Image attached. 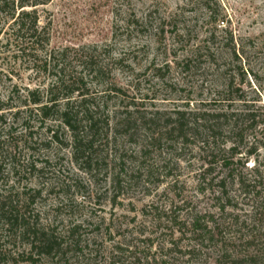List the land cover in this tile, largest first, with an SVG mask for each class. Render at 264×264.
I'll return each instance as SVG.
<instances>
[{
    "label": "rangeland",
    "instance_id": "1",
    "mask_svg": "<svg viewBox=\"0 0 264 264\" xmlns=\"http://www.w3.org/2000/svg\"><path fill=\"white\" fill-rule=\"evenodd\" d=\"M201 1L52 0L37 8L39 25L50 31L51 50L85 49L95 54L103 75L97 81L85 79L91 96L101 98L111 85L124 95L119 100H97L100 111L109 115L111 127L109 140L100 143L98 166L92 174L75 165L65 147L69 135L56 125L52 130L60 132L62 143L33 153L38 166L46 167L44 173L10 177L16 186H0L2 194H9L12 187L13 195L41 191L28 214L39 228L54 232L66 253L36 264H139L138 259L146 264L145 257L169 264H216L217 238L194 233L189 227L197 217L206 218L213 228L216 222L227 238H236L232 243L242 250L244 241H238L239 237L255 228L264 234L261 216L254 213L258 192L264 198V0H205L211 13ZM3 21L0 17V98L6 100L14 86L46 88L47 76L36 77L28 61L20 60L14 46L7 44L9 24ZM215 24H226V31ZM209 31L217 35L215 48L233 34L238 51L245 53L242 65L249 72L242 87L245 101H228L232 99L224 93L221 74L204 55H196ZM185 60L194 62L187 72L179 65ZM73 62L72 70L79 73ZM230 63L237 71L239 65ZM234 75L239 83L242 76ZM127 105H135L161 126L169 125L178 112L192 114L187 118L190 122L196 113L249 112L255 122L247 123L241 147L244 158L233 160L229 175L223 160L231 154L221 152L230 147L225 145L227 134L212 140L201 131L202 135L189 142L164 136L151 144L149 136L139 131L127 140L114 133L116 112ZM15 128L22 131L20 123ZM37 135L45 139V131L38 130ZM203 142L218 145L214 161ZM206 165L213 172L203 177ZM256 168L261 176L254 174ZM223 178H227L225 191L233 200L225 212L220 208L226 200L219 199ZM255 179L260 183L251 182ZM238 181L256 188L245 194ZM8 242L0 241V248L15 253L11 264H32L16 257L25 245Z\"/></svg>",
    "mask_w": 264,
    "mask_h": 264
},
{
    "label": "trees",
    "instance_id": "2",
    "mask_svg": "<svg viewBox=\"0 0 264 264\" xmlns=\"http://www.w3.org/2000/svg\"><path fill=\"white\" fill-rule=\"evenodd\" d=\"M51 1L0 0V17L4 18L3 24H9L7 44L14 46V52L20 60L28 61L29 70L35 73L36 77L45 75L48 79L46 88L22 90L14 86L6 100L0 98V186L2 187L9 186L10 183L16 186L15 181L9 179L10 177L44 173L46 167L38 166L39 162L33 160V153L40 147L47 149L54 144L62 143L60 132L52 130L56 128V125L58 128H63L69 135L65 147L70 149L75 165L81 172L92 174L98 166L100 143L102 140H109L111 127L109 115H106L105 111H100L97 100H119L124 95L122 90L111 85L103 90L104 95L101 98L91 96L85 79L91 78V81H97L103 75V69L96 62L95 54L85 49L65 48L61 51L50 49V31L47 27L39 25L37 8L46 6ZM201 2L204 3V9L211 13L208 1ZM212 17L214 21L219 22L215 14H211ZM215 25L226 31V24ZM137 26L139 27L140 24L135 25ZM1 32L3 33V30ZM209 35L204 45L197 49L196 55L199 58L204 55L209 64L221 74L225 82L224 93L232 99L228 101L233 103L245 101L242 87L249 75L242 65L245 53L241 52L240 48L238 51V44L233 34H229L218 48L214 47L216 33L209 31ZM253 48L256 50L255 46ZM225 56L231 61H228ZM72 62L75 63L76 68H79V73L72 70ZM230 62L239 65L237 71L232 69ZM192 63L194 62L191 60H185L179 65L183 71L187 72L191 69ZM234 72L242 76L239 83H237L238 76L234 75ZM254 79L256 80L257 76H254ZM116 113L118 116L114 133L127 140L133 139L139 131H144L149 136L151 144L160 142L164 136H175L182 142H189L198 135H202L201 131L206 132L207 139L212 140H218V135L227 134L229 139L225 145L229 144L230 147L221 152L231 154L230 160H223V167L228 169L229 175L233 173V169L231 170L234 165L233 160L244 158L241 147L245 141L247 123L255 122V116L249 112L246 114L196 113L193 115L195 119L192 122L187 119L192 114L178 112L169 125L161 126L154 118L149 119L143 116L135 105L124 106L123 110L119 108ZM19 123L22 129L20 133L15 128V125ZM33 129L37 130L34 132ZM38 130L45 131L44 140L38 137ZM202 146L210 148L214 161L218 145L203 142ZM24 153L25 159L21 161ZM248 154L253 155V151ZM42 165H47V162ZM205 167L203 177L213 172L212 168L207 165ZM253 172L258 176L262 174L258 168ZM256 181L255 179L251 182L257 184L259 181ZM226 183L227 178L221 179L219 183L222 187L220 194L222 196L219 199L226 200V205L220 208L222 212L232 207L233 201L225 191ZM246 183L238 181L241 191L249 195L251 188L256 187L246 186ZM12 191L13 187L9 194L0 193V241L8 240V245L15 242L25 245V250L16 255L22 263L36 264L41 259L53 261L63 257L66 253L63 243L59 242L54 232L39 228L37 221L32 222L33 217L28 214L29 207L35 204L36 199L41 196V191L23 190L15 195ZM261 194L258 192L254 213L261 216L259 222L264 229V198ZM27 200L29 202L26 204ZM214 223L215 227H210L211 222L206 221V218L197 217L191 220L189 227L194 233H200L202 236L209 235L210 239L217 238V241L215 240L216 264H264V234H259L258 228L253 229L251 234L243 238L239 237L238 241H244V250H242V246L240 248L235 242L232 243L236 239L234 236L227 238L221 226ZM2 245L1 248H3ZM1 248L0 264H11L15 253L3 251ZM145 260L146 264H169L166 260L158 261L155 257L151 259L145 257L143 261ZM138 261L141 264L140 259Z\"/></svg>",
    "mask_w": 264,
    "mask_h": 264
}]
</instances>
